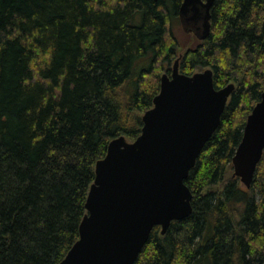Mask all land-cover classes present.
I'll list each match as a JSON object with an SVG mask.
<instances>
[{
	"label": "trees",
	"instance_id": "trees-1",
	"mask_svg": "<svg viewBox=\"0 0 264 264\" xmlns=\"http://www.w3.org/2000/svg\"><path fill=\"white\" fill-rule=\"evenodd\" d=\"M181 3L0 0V264H60L79 239L97 161L141 134L177 56ZM208 67L236 88L185 180L193 212L155 226L133 264H264V154L250 187L224 183L264 92V0H215L210 35L180 60Z\"/></svg>",
	"mask_w": 264,
	"mask_h": 264
},
{
	"label": "water",
	"instance_id": "water-1",
	"mask_svg": "<svg viewBox=\"0 0 264 264\" xmlns=\"http://www.w3.org/2000/svg\"><path fill=\"white\" fill-rule=\"evenodd\" d=\"M215 0H183L179 16L186 32L205 40L212 30ZM176 59L163 73L153 106L142 116L133 141L113 138L96 176L80 224V237L60 264H133L155 226L165 234L174 220L193 212L185 180L222 122L236 88L217 89L208 67L193 74ZM264 154V92L248 115L232 158L234 176L250 187Z\"/></svg>",
	"mask_w": 264,
	"mask_h": 264
},
{
	"label": "rangeland",
	"instance_id": "rangeland-1",
	"mask_svg": "<svg viewBox=\"0 0 264 264\" xmlns=\"http://www.w3.org/2000/svg\"><path fill=\"white\" fill-rule=\"evenodd\" d=\"M173 35L174 37L178 40L179 43V47L177 48V56L171 61V62H167L165 61L164 63V70L161 71L160 73V79L163 73L168 72V69H172L173 65L176 61V59L183 54L186 53L187 50H189L191 47H195L196 45H198L200 42H202L203 40H200L196 37L195 34L193 33H188L184 30V28L182 27V25L180 24L179 20L175 19L173 20ZM206 68H202L201 70H204ZM144 113H142L143 116ZM129 140V139H128ZM234 173V167L233 164H231V167L229 168V172L225 178L224 183L230 179V177H232ZM241 181V180H240ZM223 183V185H224ZM221 186V185H220Z\"/></svg>",
	"mask_w": 264,
	"mask_h": 264
},
{
	"label": "flooded vegetation",
	"instance_id": "flooded-vegetation-1",
	"mask_svg": "<svg viewBox=\"0 0 264 264\" xmlns=\"http://www.w3.org/2000/svg\"><path fill=\"white\" fill-rule=\"evenodd\" d=\"M155 1H157V0H155ZM182 2H183V0H182ZM182 4V3H181ZM212 8H213V6H212ZM179 11H180V9H179ZM177 18H178V20H179V22H180V24H181V21H180V16H179V13H178V16H177ZM182 25V24H181ZM188 33H193V34H195L194 32H188ZM196 35V34H195ZM196 37H197V35H196ZM199 39V38H198ZM181 57H182V55H180L178 58H180L179 60H181ZM177 58V59H178ZM171 71H172V69H171ZM171 71L169 72V74L171 73Z\"/></svg>",
	"mask_w": 264,
	"mask_h": 264
},
{
	"label": "bare ground",
	"instance_id": "bare-ground-1",
	"mask_svg": "<svg viewBox=\"0 0 264 264\" xmlns=\"http://www.w3.org/2000/svg\"><path fill=\"white\" fill-rule=\"evenodd\" d=\"M175 64V63H174ZM174 66V65H173ZM169 74V72H167Z\"/></svg>",
	"mask_w": 264,
	"mask_h": 264
}]
</instances>
